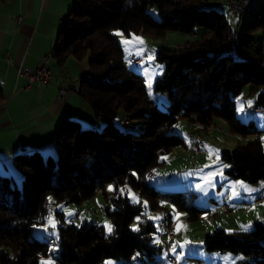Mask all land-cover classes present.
<instances>
[{
	"label": "trees",
	"instance_id": "1",
	"mask_svg": "<svg viewBox=\"0 0 264 264\" xmlns=\"http://www.w3.org/2000/svg\"><path fill=\"white\" fill-rule=\"evenodd\" d=\"M216 1L75 0L58 32L53 57L58 65L68 57L87 61L90 73L79 77L77 92L104 126L83 128L77 120L62 119L55 139L56 159L45 161L38 150L16 154L13 164L21 173L20 185L0 172V264H40L42 259L53 264H99L106 258L132 264L129 260L137 252L148 257L146 264H157L162 243L153 244L155 227L143 214L142 203L121 193L125 186L144 197L151 210L159 208V197H168L188 219L201 216L204 210L189 203L192 192L163 193L149 182L152 170L165 161L161 157L183 142L175 124L183 119L207 128L219 118L231 132L255 134L259 130L252 119L245 123L238 118L236 98L249 86V92L256 94L253 107L264 104V53L253 38L254 32L264 30V11L245 21L238 38ZM152 6L158 19L149 12ZM115 29L153 37L170 30L191 34L181 45L157 52L163 71L152 89L166 97L165 111L149 102L144 76L125 67L121 45L111 33ZM119 112L129 122L140 118L144 130L120 129L113 122ZM222 158L231 178L264 182V152L258 138L223 151ZM110 185L113 194L108 196L105 189ZM100 190L113 205L106 210L111 234L102 224L85 221L57 226L58 239L34 235L45 222L49 197L80 203ZM136 216L143 217L139 231L130 227ZM204 246L208 251L239 252L264 264V223L255 221L244 232L218 229L205 237Z\"/></svg>",
	"mask_w": 264,
	"mask_h": 264
},
{
	"label": "rangeland",
	"instance_id": "2",
	"mask_svg": "<svg viewBox=\"0 0 264 264\" xmlns=\"http://www.w3.org/2000/svg\"><path fill=\"white\" fill-rule=\"evenodd\" d=\"M214 5L218 8V10L227 14L225 0H217L214 2ZM263 10L264 7L261 6L260 10L256 13L246 11L240 14L237 18L233 19L227 16L230 25L234 29L238 38L242 37L244 33L245 21H253L263 13ZM149 12L155 19H158L155 6H152L149 9ZM117 32L122 35H116ZM111 33L117 38L121 45L123 51L122 58L125 67L141 73L144 76V79L145 73L137 71L140 62L138 64L133 62L131 65L129 64L130 59L125 52L126 46L121 42L122 40L130 39L132 35L137 38H142L143 43L139 45V47H142L145 50L146 56L154 55V64L160 65L163 69V64L156 59L158 50L162 47H177L191 38V34L173 30L167 31L158 37H153L145 33H133L131 35H126L123 31L118 29L112 30ZM253 38L256 48L261 49L264 53V30L260 29L254 32ZM128 47H134V45H129ZM153 71H155V69H153ZM255 99L256 94L250 93L249 86H245L236 98V112L238 118L242 122L248 123L252 119L259 132L244 136L236 134L229 131L225 122L219 118L215 120V124L207 128L179 119L175 124L174 131L182 137L183 142L173 147L168 154L164 155V157H166V159H164V163L155 167L149 174V182L160 192H192L193 196L190 198L189 203L204 210L198 219H188L186 212L179 209L169 200L168 197H159L157 200L159 208L157 210H151L148 206L147 200L144 197H141L137 191L133 190L129 186L121 188L125 189L123 194L127 196V190L130 189L131 193L135 194V197L138 198V201L141 202L144 207L146 202L147 206L143 209V214L146 215L150 221H152L156 231L152 241L153 244L161 245L162 243L161 238L157 234L160 231V221L163 218L168 220V224L170 223L169 228L174 234L171 247L173 243L182 244L185 240L190 242L183 249L177 247L176 252L173 253L175 258L181 251L184 253L179 261L176 260V264H256L254 257L244 255L239 252L208 251L204 246V239L207 235L218 229H223L228 232H244L245 230H242V226L247 225L249 222H251L252 228L255 221L264 223V204L256 205L252 204L249 200L244 201L241 189H238L240 192L238 197L232 200L228 199L231 195L229 184L242 181L228 176L225 172L228 167L223 170V180H221L219 176L216 177L214 187H207L205 190L207 181L201 180L200 178L201 176H205L208 172L215 171L219 168V164L213 163L216 159L214 151L210 157L209 149L219 150V161L221 164L226 165H228V163L222 158L223 151L232 150L235 146L253 141L256 138L259 139L262 151L264 152V140L261 139L264 137V104L257 105L258 108L255 109L253 107ZM148 100L154 108H158L163 111L166 110L167 99L164 95L154 92L152 89L151 96L148 92ZM248 101L253 102L251 107L246 106ZM241 103L245 105V110L244 112L239 113L237 109L240 107ZM124 115L125 114L123 112H119L114 118V121L118 122L115 124H118L117 126L120 129L129 128V131L133 133H138L144 130L142 120L138 117H132L128 124H123L122 121L124 120ZM93 117L95 118V114H93ZM81 124L83 128H95L87 126L85 121H82ZM103 126L104 124L95 129L100 130ZM197 133L201 135L203 140L200 145V153H195L192 147ZM189 144H191V146H189ZM205 145L208 147L205 148ZM206 164H212L213 166L211 168H205L204 166ZM189 173L192 174L190 175ZM15 181L18 185L21 184V179H17ZM198 183L202 186L201 190H197L196 188ZM105 191L108 196L113 194V190L109 191V186L105 189ZM129 200L131 202L138 203L132 199ZM51 204L52 214L58 222L57 226L68 223L80 225L85 221L97 222L103 226L105 221H107L112 226V222L107 215L106 210L112 209L113 205L109 198L106 199L101 190L96 192L93 196L84 199L80 203H64L52 200ZM223 204L227 205V209L223 208ZM59 206H63V208L74 212L75 215L66 216L64 210ZM56 212H60V214ZM176 213H178L179 216L174 219ZM58 215H60V217H58ZM156 216H160L162 219H150V217ZM137 217L140 218L139 222L143 218L142 216H136L130 224L131 229H133V226L138 227ZM45 223L46 221L34 230V235L39 239L51 236L48 232L41 231ZM178 224L182 225V227L179 232H174V229ZM251 229L247 231H250ZM106 233L108 232L106 231ZM156 239L160 241L159 244L154 243V240ZM133 257H135V259H133ZM226 257H231L232 259H225ZM237 257H241L242 259H236ZM155 260L158 261L157 264H171L165 259V252L163 251L155 256ZM108 261L112 262V264H124L125 262L121 259L106 258L99 264H106ZM129 262L132 264H146L148 263V257L143 253L137 252L131 257Z\"/></svg>",
	"mask_w": 264,
	"mask_h": 264
},
{
	"label": "crops",
	"instance_id": "3",
	"mask_svg": "<svg viewBox=\"0 0 264 264\" xmlns=\"http://www.w3.org/2000/svg\"><path fill=\"white\" fill-rule=\"evenodd\" d=\"M74 4L75 0H0V172L15 180L21 179L13 164L16 154L51 148L57 155L55 139L62 119L85 121L95 128L104 124L77 92L79 77L90 73L87 61L68 57L58 65L53 57L58 32ZM45 54L50 55L51 81L26 88L27 79L17 75L18 67H38ZM59 87L68 90L62 98L57 96ZM244 184L258 191L248 194L241 189L243 200L264 204L257 201L264 195V182Z\"/></svg>",
	"mask_w": 264,
	"mask_h": 264
},
{
	"label": "snow or ice",
	"instance_id": "4",
	"mask_svg": "<svg viewBox=\"0 0 264 264\" xmlns=\"http://www.w3.org/2000/svg\"><path fill=\"white\" fill-rule=\"evenodd\" d=\"M116 35H122L121 33L117 32ZM126 47H125V52L127 54L128 57H138L140 59V64L137 68V71H142L145 73V83H146V88L149 92V95H152V87L155 81V77L157 75H159L163 69L160 65L154 64V55H147L145 53V50L142 47H139V45H141L143 43L142 38H137L134 35L131 36L130 39H124L121 41ZM138 42V43H137ZM129 45H134V47H128ZM129 64H132L131 59L129 60ZM153 69H155V71H153ZM252 101H248L247 102V107H251L252 105ZM245 110V105L243 103H241L240 107L237 109V111L239 113L244 112ZM262 140H264V137L261 138ZM189 146H191V144H189ZM205 148H207L208 146H204ZM215 153L216 159L215 161H213L214 164H219V168L216 169L215 171L212 172H208L205 176H201V180H206V186H205V190L207 187H214V181L216 179L217 176L220 177L221 180L224 179L223 177V170L227 167H229V165L226 164H221L219 161V150H211L209 149L210 152V157L212 155V153ZM42 155L45 158V161H47V159L49 157H51L52 159H56V153L53 149L49 148L44 150V152H42ZM161 159H166V157H161ZM213 165L212 164H206L204 167L205 168H211ZM190 175L192 173H189ZM201 184H197L196 188L197 190H201ZM229 188L231 189V195L228 197L229 200H232L236 197H238L240 195V192L238 189H242L245 193L251 194L252 192H256L258 191L257 189H253L248 187L246 184H244V182L242 181H237L234 183H230L229 184ZM112 186H109V191H112ZM121 193L123 194L125 192V189H121L120 190ZM128 192V196L129 199H132L136 202L138 201V198L135 197V194L131 193V190H127ZM250 198V197H249ZM49 203H52V198L49 197ZM146 202H145V207H146ZM61 207L66 216H73L75 215L74 212L67 210L66 208H63V206H59ZM254 210V209H251ZM175 212V209H174ZM179 214L176 213L174 216V219L178 218ZM150 219H155V220H160L162 219V217L160 216H156V217H150ZM140 218L137 217V222H139ZM46 223L44 224L43 228L41 229V231L43 232H48L51 236H56L58 239V234L56 232V227H57V221L55 220L53 214H52V210L49 209V216L45 218ZM104 227L106 229V231L111 234L112 232V226L105 221L104 223ZM182 225H177L176 228L174 229V232H179L181 229ZM252 228V224L251 222H249L247 225L242 226V230H249ZM51 230V231H49ZM158 230H159V226H158ZM133 231H139V228L136 226H133ZM154 243L159 244L160 241L158 239L154 240ZM190 242L185 240L182 244H177V243H173L171 249L169 250L172 253L176 252L177 247H179L180 249H183L186 245H188ZM51 251H55V247H53L51 249ZM184 255L183 251H181L177 256H176V260L179 261L180 258ZM133 259H135V257H133ZM225 259H232L231 257H226ZM236 259H242L241 257H237ZM40 264H53L51 259L48 260H41ZM106 264H112V262L108 261L106 262Z\"/></svg>",
	"mask_w": 264,
	"mask_h": 264
},
{
	"label": "built area",
	"instance_id": "5",
	"mask_svg": "<svg viewBox=\"0 0 264 264\" xmlns=\"http://www.w3.org/2000/svg\"><path fill=\"white\" fill-rule=\"evenodd\" d=\"M255 0H229L228 5L226 7L229 8L230 13L233 16H239L243 12H246L247 9L251 8ZM43 62L38 67H18L17 75L24 76L27 79V83L25 85L26 88L30 87L31 84H47L52 79V71L48 66V54H45L43 57ZM133 63L138 64L140 59L138 57L133 56L132 60ZM68 93V90L64 87H59L57 96L59 98L64 97ZM129 117L124 116L125 123L129 122ZM202 139L198 138V135H195V141L193 143V151L195 153H200L201 148L200 145L202 143ZM257 201H262L264 203V195L260 196ZM224 209H227L226 205H223ZM159 236L162 239V251L165 252V259L171 263L176 264V258L172 252L169 250L171 249L172 240L174 238V234L170 233L169 226L160 227Z\"/></svg>",
	"mask_w": 264,
	"mask_h": 264
},
{
	"label": "bare ground",
	"instance_id": "6",
	"mask_svg": "<svg viewBox=\"0 0 264 264\" xmlns=\"http://www.w3.org/2000/svg\"><path fill=\"white\" fill-rule=\"evenodd\" d=\"M261 1L262 0H255V3L253 4V6L251 8H249V9H247L246 11L247 12H253V13L258 12L260 10V8H261ZM228 3H229V0H227L226 5H228ZM226 11H227V16L229 18H231V19L237 18V16H233L230 13L228 7H226ZM48 59L50 60V55L49 54H48ZM129 59L132 60V57H129ZM196 135H198V138L199 139H202V137H201V135L199 133H197ZM192 147H193V145H192ZM49 209H51L50 203L46 204V206H45V215H44L45 218L49 216ZM165 226H169V224H168V220H166L165 218H163L160 221V227H165ZM170 233H173V232L170 230Z\"/></svg>",
	"mask_w": 264,
	"mask_h": 264
}]
</instances>
